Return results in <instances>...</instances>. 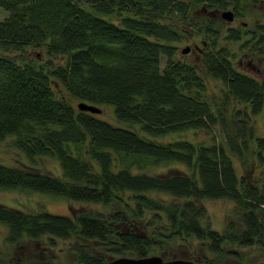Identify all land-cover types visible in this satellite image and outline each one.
<instances>
[{"label": "trees", "instance_id": "1", "mask_svg": "<svg viewBox=\"0 0 264 264\" xmlns=\"http://www.w3.org/2000/svg\"><path fill=\"white\" fill-rule=\"evenodd\" d=\"M253 1L0 0V141L11 137L29 159L27 168L0 162V190L109 208L62 215L0 204L6 241L53 249L76 239L84 246L77 264L164 254L172 240L190 252L199 243L216 254L224 244L264 251V135L247 127L264 113V75L239 63L264 53V24L222 30L209 15L232 10L242 19ZM199 37L198 60L176 57L177 44ZM79 102L113 105L122 125ZM228 110L236 121L222 142L178 136L218 124L226 131ZM245 150L262 167L249 182L236 164ZM45 157L61 176L34 169ZM206 199L233 201L237 223L211 228Z\"/></svg>", "mask_w": 264, "mask_h": 264}, {"label": "rangeland", "instance_id": "2", "mask_svg": "<svg viewBox=\"0 0 264 264\" xmlns=\"http://www.w3.org/2000/svg\"><path fill=\"white\" fill-rule=\"evenodd\" d=\"M250 7L251 8L245 17L242 19H234L232 22L226 21L219 14L214 16L209 12V15L220 20L217 27L222 28V30L230 27L241 26L242 23L246 24L244 26L242 25L245 30L252 28L253 25L257 23L264 24V0H254L253 2H250ZM195 12L196 14H200L201 9L197 8ZM6 16L7 11L0 6V20H3ZM196 45H203V41L200 37L182 41L177 44L178 49L176 51V57L186 61L196 60L194 54H182L181 52L183 47L191 46L192 48H195ZM32 52L33 54L38 53L36 50ZM256 64H258L257 61ZM243 65L244 70L251 72L250 69L247 68L246 59L243 62ZM263 66L264 62L259 66L261 70L263 69ZM208 84L209 91L217 94L218 85H220L219 82L209 79ZM98 106L103 110L101 114L97 115L99 119L115 125H122L116 119L113 105L104 104ZM240 107L250 110V108H247L244 105H237L235 106V109H240ZM226 116L228 119L226 131L223 129L221 124H218L210 131L194 130L182 133V135L180 134L178 136H183L195 142H202L205 144L222 142L226 134L230 135L233 133L231 127H233L232 125L236 121V118L233 117L232 111L228 110ZM249 119L250 121L247 123V127L253 128L256 134L264 135V113H260L255 116L252 115ZM12 142L13 140L11 137L0 141V162L27 168L29 159L26 155L24 156L21 151L15 148ZM241 160L243 162L239 160L236 161L237 166H239L238 173L244 175L248 182L253 181L254 176L262 172V167L256 163L251 150H245ZM252 167L255 168L252 169ZM34 169L45 174L61 176L59 162L51 157L38 158ZM161 169L166 168H158L159 171ZM0 204L26 212L45 210L62 215H70L71 213L75 214L76 212L91 207L96 210L102 209L106 213L109 212V208H101L100 205L96 204L74 202L62 198H56L47 194L22 192L18 190H0ZM203 205L207 209V224H209L211 228L221 232H226L229 222L232 221L233 223H237L239 212L236 210L235 203L233 201L228 199H206L203 201ZM6 237L7 228L0 225V264H77L78 256L75 253V250L80 247H84L76 239L66 241L59 240L55 247H52L53 249L50 248V250L47 247L44 248L47 244L44 245L39 241L35 242L28 238H24L17 243H9L6 241ZM201 244L202 243L197 244L192 252H190L186 245L172 240L170 242H165L164 254L157 253V255L162 256L166 260L182 258L202 262L203 264H264V251L259 247H235L230 244H224L223 254H216L208 251L206 247ZM93 252L99 255H105L103 251L94 250ZM233 253L234 255H232ZM106 258L109 262L117 257L106 256Z\"/></svg>", "mask_w": 264, "mask_h": 264}, {"label": "water", "instance_id": "3", "mask_svg": "<svg viewBox=\"0 0 264 264\" xmlns=\"http://www.w3.org/2000/svg\"><path fill=\"white\" fill-rule=\"evenodd\" d=\"M210 14L214 16L219 14L223 19H225L228 22H232L235 19V16L232 10H225V11H220V12L212 11L210 12ZM196 48L199 49V46H196ZM191 50H192L191 46H186L181 49V52L182 54H187ZM78 108L82 111H88V112L95 113V114H101L103 112V110L97 105L88 104L86 102H79ZM109 264H203V263L192 261L189 259H182V258L166 260L160 255H150L146 257L121 256V257L112 259Z\"/></svg>", "mask_w": 264, "mask_h": 264}, {"label": "flooded vegetation", "instance_id": "4", "mask_svg": "<svg viewBox=\"0 0 264 264\" xmlns=\"http://www.w3.org/2000/svg\"><path fill=\"white\" fill-rule=\"evenodd\" d=\"M199 46V45H196ZM195 46V48H196ZM205 45L203 44V46H199V49L196 48H192L191 47V51L189 53H192L195 55V59L198 60L200 58V54L201 52H203V47ZM195 50V51H194ZM188 54V53H187ZM241 59H240V65H243V61L246 59V65L247 68L250 69V71L255 74V75H259V77H263L264 72H262L261 68L259 67L260 65H262V63L264 62V53H262L259 56H254V57H249V55L247 53H244L243 55H241ZM256 61L258 62V64H256Z\"/></svg>", "mask_w": 264, "mask_h": 264}]
</instances>
